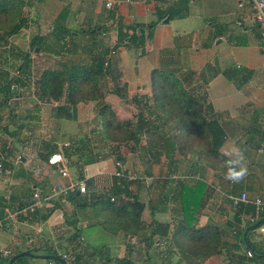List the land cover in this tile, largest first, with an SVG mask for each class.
Wrapping results in <instances>:
<instances>
[{
    "label": "crops",
    "instance_id": "crops-1",
    "mask_svg": "<svg viewBox=\"0 0 264 264\" xmlns=\"http://www.w3.org/2000/svg\"><path fill=\"white\" fill-rule=\"evenodd\" d=\"M59 1L55 0V3ZM71 1L62 0V3L60 1V8H65L67 11L66 19L71 22L72 16L77 14L80 19L76 20L77 24L85 27L94 25L98 27L95 37H99V41L104 40L109 43L102 44L100 42L99 46L108 47L107 58L108 61L110 60L108 66L113 72H120V83L125 85L126 90L133 93L127 97V102L132 104L135 112L138 97L143 94L148 95L150 71L154 68L172 69L182 80L184 86L203 88L206 101L211 107L209 120L215 132L213 143L217 150L228 158L231 157L234 147L244 151L248 174L244 180L236 184L230 181L219 184L217 173L214 170L196 161L193 157L184 158L175 152L171 160V173L189 174L192 180H178L174 184L170 183L165 190L163 203L154 212L160 217H155L156 219L150 215L149 217L156 220V223H166L167 228V220H164V217H168L171 213H175V217L179 216L176 211L180 206L179 185L181 183L192 184L197 179H201L213 186L215 192L197 223L220 225L222 247L217 255L211 256L201 263L195 262L196 260H188L194 264H221L218 255L227 254L226 261L229 259L230 263L264 264V211H255L251 204L235 207L229 200L230 195H237L242 191L248 198L256 195L264 196V45H262L264 39L262 40L259 36V29L252 11H250L248 1L188 0L186 3L187 12L181 18H169L168 15L158 18V12L166 11V8L175 0H76L75 4ZM106 2L110 3V7L106 6ZM73 5L74 8L71 7ZM93 16H95L94 21H92ZM165 17H167V21H164ZM179 20H185L187 25L181 29L171 28V23H176ZM127 25L130 26L126 27ZM125 29H127V35L130 34L129 40H134V44H126V46L124 45L126 41H123L116 46L119 37L125 35ZM111 50L113 53H110ZM86 52L94 54L97 50L90 48V51L86 50ZM184 58L190 60L196 58L198 62L189 65L184 62ZM199 61L203 63L199 64ZM100 79V87L110 85V88L105 91L106 95L103 100L93 104L92 111L96 112L98 105L102 102L121 110L122 99L114 94V86L109 75L103 74ZM220 79H226L232 83L234 93L231 98H228L229 96L224 99L210 96V87ZM244 92L248 93L250 98L241 94ZM133 97L135 99H132ZM105 100L107 102H104ZM76 110V118L71 120L74 122L73 128L66 124L68 120L59 119L61 120L58 123L59 126L53 129L54 133L55 129L63 126L58 132V136L63 138V142H61L63 146L60 145V142L50 139L52 147L50 143L48 146L42 147L40 142L48 141L43 138L39 140L38 144H31L33 150L30 151V148L27 149L26 145H22L26 141L16 143L14 141H17V138L11 141L13 148L8 149L14 154L15 161L12 158H6L3 165L0 162V211L3 212V215L0 216L2 221L0 249H8L12 255L25 250L29 251L33 255H24L27 257L25 260L28 264H41L43 258L34 255L51 254L46 253L49 250H55L56 254L65 253L68 255L67 264L69 262L79 264L83 260L85 263L94 258L102 261L103 264H110V258L122 257L129 259L131 264H159L160 259H155L154 256L148 254L146 245L149 243L148 239L144 242L146 250L143 251L145 252L143 259L137 261L129 255L134 245L133 235L129 241L125 240V244L119 242L117 236L110 240H101L93 233L95 229H89L90 226L86 225V221L82 219L75 226L82 229L83 233L75 238H70L72 221H69V217L75 212L79 217L82 210L74 205L75 200L69 201L63 195L43 202L26 217L17 213L20 208L31 202L34 190L45 191L57 182L63 184L69 178L83 176L86 178V190L94 193L92 190L94 183H100L104 175L115 170L114 163L112 164L110 158L89 164L82 163V141L80 140L82 136H77L79 133L76 128L80 113L79 105ZM151 115L155 118L153 113ZM157 120L154 122L157 124V128H160L161 125ZM166 128L167 126L164 127V130ZM73 135L76 140L69 141L70 136ZM9 144L10 140L5 147H9ZM142 146H144V141H142ZM48 148H55L52 153L60 152L66 156L67 176H60L54 165H49L40 159L39 153L45 152ZM76 150L78 151L76 152ZM118 151L124 157L129 152L124 148H118ZM5 152L4 149L0 150V156ZM144 153L146 156L142 155L144 168L141 178L146 179L145 185H147L149 177L146 157L148 155L147 152L144 151ZM69 155H75L74 159H71ZM16 156H19L18 159ZM17 160L18 164H16ZM26 169L31 172L26 173ZM3 174L6 177L2 178ZM22 174L26 178L25 181L18 177ZM21 184L28 185L27 196L26 192L17 190L18 186L15 187V185ZM106 187L108 188V186ZM75 195L81 196L76 193ZM16 199L18 201H13ZM53 204H57V208L51 209ZM63 214L68 216L67 221L64 220ZM15 215L18 217L17 219L14 217ZM257 221L260 222L254 228L255 232H252V237L255 240L252 244L259 253L258 257L253 259L252 253L251 256L246 255L248 249L242 247L243 243L239 242L238 234L242 233L244 237L246 231L251 229L245 231V228ZM153 227L154 225H146L145 231L152 230ZM258 227H261L258 230L261 233L260 237H257L259 233L256 232V228ZM86 231H89L90 235H87ZM162 235L154 234L153 236L158 238ZM100 241L105 242V244L101 243L102 248L108 250V253L102 256L99 254V249L93 247L99 246ZM247 241H245L246 244ZM71 247L75 249L72 256L69 250ZM122 248L125 250V255L122 254ZM109 251L110 255H108ZM76 257L77 259H75ZM173 259L175 262H168V264H186L187 262L183 257L177 256ZM45 264H52V262Z\"/></svg>",
    "mask_w": 264,
    "mask_h": 264
},
{
    "label": "trees",
    "instance_id": "trees-1",
    "mask_svg": "<svg viewBox=\"0 0 264 264\" xmlns=\"http://www.w3.org/2000/svg\"><path fill=\"white\" fill-rule=\"evenodd\" d=\"M41 1L43 0H0V53L8 45L11 36H15L27 27L28 20L24 16L22 8L25 5L32 6L34 3ZM187 1L175 0L166 8V11L158 12V18L165 15H168L169 18L183 17L187 12ZM66 14L65 8H60L52 20L53 27L46 34H33L29 40V47H37L38 51L44 49L45 51H51L53 54H60L69 51L66 44L67 40L75 38L76 35L96 36L97 26L85 27L80 24H74L73 26L72 22L70 23L66 19ZM124 33L123 37H119L116 46L123 41H126L124 45L134 44V40H129L130 34L127 35V29L124 30ZM50 35L58 44L53 43L49 46L46 43V39ZM260 38L262 37L260 36ZM56 45L57 49L54 48ZM262 45L264 44L262 43ZM101 48L103 49V47ZM104 48V52L90 53L88 64L60 61L53 67H46L38 73L34 80L36 87L39 89L37 92L38 99L57 103L51 109L52 117L74 120L76 118L77 103L99 102L102 96L99 82L103 74H108L111 78L114 94L120 99L126 98L125 85L119 82V73L113 72L111 67L108 66L110 60L108 61V58L105 57L108 48ZM13 55L20 59V63L16 65V72H24L28 65L29 54L17 50ZM104 62H106V65H104ZM0 77L3 79L0 83V108H7V118L13 120L15 113L12 105L17 103V99L14 98L12 102H9V100L13 93L11 86L16 78L7 76L6 71L2 72V75L0 73ZM198 89L184 86L182 80L172 69L154 68L149 73L148 95L143 94L138 97L132 123L119 120L117 114L108 104L100 103L98 105L95 112L96 133L105 142H112L110 152L116 153L114 155L115 170L119 169L124 161L123 159L120 161L119 147L125 146L128 150L133 151L142 149V155L146 156L144 151L148 155L146 162L148 164L147 174L149 180L145 185L141 177H131L124 174L121 182L116 181L112 184L110 191L113 195L105 192L94 194L87 192V190L84 194H80V200L76 201L74 205L82 210V213L80 212L81 215L71 222L72 233L70 238H75L83 233L82 229L75 226L78 221H81L80 219L86 221L90 228L95 229L91 230L100 239L112 238L119 232L123 236L129 234L135 236L140 231H144L146 225H143L140 215L144 209H147L149 215L152 216L163 203L165 190L170 180H174L171 177V160L175 152L180 155L190 154L196 161L214 170L217 173L219 184L229 182L224 178L227 167L226 160L229 158L214 146L213 137L215 132L209 120L211 107L206 101L205 92L199 93ZM132 99H135V97ZM152 113L155 118L152 117ZM156 119L161 125L160 128H157V124L154 122ZM165 126L167 128L164 130ZM22 127V124H18L16 129L19 131ZM3 130H6V126H3ZM142 141H144V146L141 144ZM50 144L52 145V143ZM40 145L45 147L44 145L48 146L49 142L41 141ZM8 148L5 147L6 152L0 156L2 165L10 152ZM54 149L48 148L45 152H40V159L46 161ZM93 161L95 160L90 157L83 159L82 163L89 164ZM115 163L118 164L115 165ZM141 190H145V202L139 199ZM214 192L215 188L201 179H197L192 184L181 183L179 185L178 199L180 206L176 210L179 220L176 222V228L173 230L171 237L188 264H194L188 259L203 261L218 254L221 250L222 234L221 227L218 224L196 226ZM64 196L65 199L72 202L77 197L75 192L67 193ZM88 199H92V203H89L90 206L86 205ZM56 205L53 204L51 209L57 208ZM2 215L3 212L0 211V216ZM63 216L65 217L64 220L67 221L68 216L65 214ZM150 223H153L154 227L149 230L147 247L150 245L154 233L159 232L160 235H164L166 231V223L160 224L153 220H150ZM248 231H246L244 237L242 233L238 234L240 243H243L242 238L247 241L246 234ZM101 243L105 244V242L100 241L99 246L95 245L93 247L99 248L102 246ZM46 253L56 254V251L49 250ZM11 256L12 254L8 258L0 257V263L5 264ZM26 258V256L17 257L12 263L28 264ZM124 260L129 259L125 257L115 258V260L110 261V264H121ZM48 262L60 264L52 259H46L45 263Z\"/></svg>",
    "mask_w": 264,
    "mask_h": 264
},
{
    "label": "rangeland",
    "instance_id": "rangeland-1",
    "mask_svg": "<svg viewBox=\"0 0 264 264\" xmlns=\"http://www.w3.org/2000/svg\"><path fill=\"white\" fill-rule=\"evenodd\" d=\"M62 3V0H60ZM60 1L58 3H55V0H43L41 2H37V4L35 5V3L31 6L29 5H25L22 8V12L24 13V16L27 18L28 20V24L27 27L25 29H22L20 32H18V34H16L15 36H11L10 41L8 42V45L6 47H4L2 50H4L2 53H0V73L2 75V72L6 71L7 72V76H13L16 79L14 80V83L12 84V86H14V92L12 93L11 99L9 100V102H12L14 100V98L17 99V103L12 105L13 108V112L15 113V116L13 117V120H9L7 118V108L5 107H1L0 108V150L5 149V146L7 144V142L10 140V146L9 148H13V143H11L12 140H14L15 138H17V141H14L16 143H22L25 142L22 145H26V148L29 149L30 151L33 150V147L31 146V144H38L39 140H42L43 138L48 140L47 142H51L50 139L52 140H56L58 142H60V145L63 146L61 144V142H63V138H60L61 136H58V132L60 131L61 128H63V126L59 127L58 129H55L54 133H53V129L58 125L59 121L63 120H59L55 117H52L51 114V109L53 106H55L57 103L56 102H45V101H41L38 99L37 96V92L39 91L38 87H36V83H34L38 73L46 68V67H53L54 65H56L58 62L60 61H64L66 63L72 62V63H89L90 62V57H89V53L86 52V50H90L91 49H95L98 52H104L105 48L102 45L103 49L99 46L100 42H102V44L104 43H108V42H104V40H100L99 41V37H95V36H79L76 35L75 38H71L69 40H67V48H69V51L65 52V53H58V54H53L51 53V51L47 50L45 51L43 48V50L38 51L37 47L34 48H30L29 47V40L32 37L33 34H39V35H43L46 34L52 27H53V18L55 17V15L58 13V11L60 10ZM71 2H73L74 4L77 2L76 0H72ZM72 8H74L75 6H71ZM71 8V9H72ZM251 11V10H250ZM252 13V12H251ZM253 14V13H252ZM67 16V14H66ZM73 18L71 19V22L73 20L72 25L74 26V24L76 25L78 22L76 21L77 19H79V15H73ZM78 17V18H77ZM95 16L92 17V21H94ZM70 22V23H71ZM187 24H185V20H179L176 23H171V28L177 27V29H181L184 28ZM98 30V29H97ZM96 30V31H97ZM97 34V33H96ZM215 41V39H214ZM46 43L50 46V44H58L57 42H55L54 38H52V36H48L46 39ZM109 44V43H108ZM55 49H57V45L54 46ZM108 48V47H107ZM17 50H21V52H27L29 54V59H28V65L27 67L24 69V72H16V65H18L20 63V59H18L15 55H13V53H16ZM105 57L107 58V53L105 55ZM202 57H204L202 55ZM200 59V58H199ZM184 62L188 63L189 65H191L193 63L196 64L198 62V60L195 59H186L184 58ZM201 61H199L200 64ZM203 63V62H201ZM120 73V72H119ZM146 80L148 79L147 74L145 75ZM3 81L2 77H0V83ZM101 82V79H100ZM99 82V83H100ZM119 82H121V80H119ZM110 88V85H106L105 87H100L101 90V99L103 100V97L105 98L104 95L105 91H108L107 89ZM126 90V88H125ZM233 86L232 83L227 81L226 79H220L219 81L215 82L212 84V86L210 87V96L211 97H219V98H231V96H233ZM198 92L201 93L203 92V88H199ZM126 98L128 96H130L133 93H130L129 90H126ZM138 94V93H136ZM243 94L246 98H250L248 93H241ZM122 99V108L121 110L116 109L111 107L115 113H119L117 114V118L121 121L124 122H130L132 123L134 118V113H135V109H133L132 104L127 102V99ZM243 98V97H242ZM104 102H107L106 100ZM96 101H88V102H82V103H77V105H79V111H78V124L76 127L77 128V132L79 134H77V136L81 135L82 138L80 139L82 141L81 144V155H82V161L85 158H92L96 162V161H100V160H105L110 158V161L112 162V164L114 163V153L110 152L111 150V143L112 142H105L103 140V138L99 137L98 134L96 133V125H97V121H96V117H95V110L94 112L92 111V107L93 104H96ZM103 103V102H102ZM77 112V110H76ZM92 115V116H91ZM57 119V120H56ZM66 120V119H64ZM75 120V119H74ZM12 121V122H11ZM67 125H69L70 127H74L73 123L71 122V120L66 121ZM18 124H22V128L21 130L16 129ZM3 126H6V130H3ZM71 128V129H72ZM79 128V129H78ZM7 133V134H6ZM13 133H15V137L13 136ZM11 134V135H9ZM54 138V139H53ZM9 139V140H8ZM74 141L76 140L75 136H70L69 141ZM142 144V143H141ZM52 147V145H50ZM80 146V145H79ZM92 147V148H90ZM126 149L127 151H129L126 155V157L123 156V154H120L119 158L120 161L123 159L124 161L122 162V164L120 165L119 170H121V172L123 173V175L125 174L126 176H131V177H141L142 173H143V166H144V159L142 156V149H140L139 151H133V150H128L127 148H125V146H121L119 147ZM10 150V149H9ZM79 150V149H78ZM76 150V152L78 151ZM25 152H28L25 150ZM178 153V152H176ZM27 154V153H26ZM11 155V156H9ZM14 154L12 153V151L10 150L9 154H8V158H12L13 161H15V157L13 156ZM71 157V159H74L75 155H69ZM181 157H193L190 154H185V155H180ZM194 158V157H193ZM195 159V158H194ZM92 162V163H93ZM19 161L17 160L16 164H18ZM121 163V162H120ZM17 168V167H16ZM115 169V167H114ZM115 171V170H114ZM110 172L106 175L103 176V180L100 183H94V189L93 192L94 194L96 193H101V192H105L108 193L109 195H113L110 191V187L111 184H113L116 181L121 182L122 178L124 177H119L117 178L115 175H113V172ZM14 172L15 169H14ZM27 172H31L30 170L26 169L25 171ZM142 172V173H141ZM175 177L172 178L174 179L173 181H171V184L176 183L178 180L180 181H186V180H192L189 174H173ZM184 176H186V178H184ZM6 177L5 174H3L1 176ZM18 177H21V179H23V181L26 180L25 176L19 175ZM141 180L143 181V183L145 184V180L144 178H141ZM21 181V182H23ZM29 183V181H28ZM59 183V182H57ZM169 183V184H170ZM56 184V183H55ZM18 186V187H17ZM108 186V188L106 187ZM119 186H121V184H119ZM15 187H17V190H19V192H26V196H27V192H29V188L27 184H21V185H15ZM87 189H88V185H87ZM91 191V190H90ZM89 192V191H87ZM94 198V196H93ZM139 199L143 202L146 201V193L145 190H141L140 194H139ZM80 200V196L76 197L75 201H79ZM13 201H18V199L13 200ZM91 200H86V205L90 206V204L92 203ZM90 203V204H89ZM172 207V206H171ZM90 208V207H89ZM68 210V209H66ZM206 212H207V208H206ZM153 218H159V215H156L153 213ZM16 219L18 218L17 215L14 216ZM77 217V213L75 212V214H72L71 217H69V219H71V221H74L75 218ZM140 218L142 220V222L144 223L143 225H151L150 220H153L152 218L149 217V213L147 209H144L140 215ZM155 218V219H156ZM171 220H170V219ZM164 220H167V230L165 231V234L162 235V237L158 236V238L154 237V234H158L159 232L154 233L151 237V242L150 245L147 247L148 249V254L151 256H154L155 259H160L159 264L163 263V264H168V262H175V259H173L174 257H183L182 253H180L176 247V244L174 242V239L171 237L173 230L176 228V222H178L179 217H175V213H171V215H169L168 217H164ZM156 222V220H153ZM90 223V222H89ZM150 223V224H149ZM86 225H88V223H86ZM196 226H202L198 223H196ZM220 226V225H219ZM88 227V226H87ZM256 226H254L253 228H251L249 230V232L246 235V239L249 241V244H246V240L242 238V242L243 245L242 247L245 249H248V251H250L253 256V259H256L258 257V249H256V247L252 244V242H254V237H252V232H255V228ZM261 227L256 228V232L259 233L257 235V237H260L261 233L258 231L260 230ZM2 229V227H0V230ZM90 229V227H89ZM150 231H140L138 234H136L134 237V241H133V249L130 252V256L132 259H136L141 260L143 259V255L145 254L146 248L144 247V242L148 239V234ZM87 235H90L89 231L87 232ZM119 239V242L121 241L123 244H125V240H130L131 235H122L121 232H119L116 235ZM255 236V235H254ZM110 240L109 237H105L104 239L101 240ZM57 248V247H56ZM99 249V254L105 255L108 253L107 248L103 249L102 246L98 248ZM71 251V256L75 253V249L74 248H70L69 249ZM122 254L125 255V250L124 248H122ZM110 255V251L109 254ZM217 255V254H216ZM227 254H221L218 255L219 260L221 261V264H234V263H230L229 259L227 260ZM93 259V258H92ZM103 259V258H102ZM111 261L115 260V258H110ZM193 261H195L194 259H191ZM46 259H43L41 264H45ZM128 261V260H127ZM129 262H131L129 260ZM195 262H199L201 263L202 261H195ZM13 264V263H12ZM72 264V263H70ZM79 264H103L102 261H98V259H93L91 261H86L84 263V260L82 262H79ZM122 264V263H121ZM158 264V263H155ZM173 264V263H171ZM186 264H188L186 262Z\"/></svg>",
    "mask_w": 264,
    "mask_h": 264
},
{
    "label": "built area",
    "instance_id": "built-area-1",
    "mask_svg": "<svg viewBox=\"0 0 264 264\" xmlns=\"http://www.w3.org/2000/svg\"><path fill=\"white\" fill-rule=\"evenodd\" d=\"M247 1L253 13V17L257 25V28L259 29L260 36L264 39V0H247ZM105 4L107 7H110L109 2H106ZM110 53H113V51L111 50ZM105 64L106 62H104V65ZM18 157L19 156H16V159H18ZM46 162L49 165H54L60 176H67V171H66L67 158L62 153L54 152L50 154ZM117 164L118 163H115V165ZM113 175H115L116 177H124L123 173L119 169L115 170L113 172ZM171 177L174 178L175 176L171 175ZM184 178H186V176H184ZM85 180L86 178L83 176L80 177L75 176L69 178L66 183L53 184L45 191L38 189L34 190L32 193L31 202L25 205L24 207L20 208L17 211V213L20 214L21 216L26 217L28 214L34 212L36 207L41 206L43 202H48L50 199L58 195L64 196L70 192H77L78 194H84L86 192ZM229 200L232 206L235 207L244 204H251L255 209V211H259V210L264 211V196L262 195H256L252 198H248L246 193L242 191L237 195H230ZM1 225H2V221L0 220V227ZM10 255L11 253L9 252L8 249L5 248L0 249L1 258H8ZM57 255L60 256L65 261L68 259V255H66L65 253H58ZM246 255L251 256V252L247 250Z\"/></svg>",
    "mask_w": 264,
    "mask_h": 264
},
{
    "label": "clouds",
    "instance_id": "clouds-1",
    "mask_svg": "<svg viewBox=\"0 0 264 264\" xmlns=\"http://www.w3.org/2000/svg\"><path fill=\"white\" fill-rule=\"evenodd\" d=\"M227 167L224 178L233 184L240 183L248 174L246 157L244 151L237 147L232 149V154L226 160Z\"/></svg>",
    "mask_w": 264,
    "mask_h": 264
},
{
    "label": "water",
    "instance_id": "water-1",
    "mask_svg": "<svg viewBox=\"0 0 264 264\" xmlns=\"http://www.w3.org/2000/svg\"><path fill=\"white\" fill-rule=\"evenodd\" d=\"M164 21H167V17L164 18ZM14 89H15L14 86H11V91H12V92H14ZM75 193L78 194L77 192H75ZM259 222H260V221H257V222H255V223H253L252 225L247 226V227L245 228V231H246L247 229H249V228H252V227L256 226ZM24 255L31 256V255H33V254H30L29 251H27V250L22 251V252H19V253H17V254L12 255V256L7 260V262H6L5 264H11L12 261H13L14 259H16L17 257H20V256H24ZM34 256H35V257H39V258H43V259H52V260L57 261V262L60 263V264H67V262H66L64 259H62L60 256H58L57 254H54V253L47 254V255H34ZM122 263H123V264H131V262H129V261H125V260H124Z\"/></svg>",
    "mask_w": 264,
    "mask_h": 264
}]
</instances>
